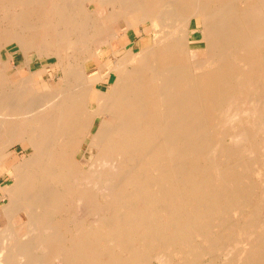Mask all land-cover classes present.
Masks as SVG:
<instances>
[{
	"label": "bare ground",
	"instance_id": "1",
	"mask_svg": "<svg viewBox=\"0 0 264 264\" xmlns=\"http://www.w3.org/2000/svg\"><path fill=\"white\" fill-rule=\"evenodd\" d=\"M1 177L0 264H264V0H0Z\"/></svg>",
	"mask_w": 264,
	"mask_h": 264
},
{
	"label": "rangeland",
	"instance_id": "2",
	"mask_svg": "<svg viewBox=\"0 0 264 264\" xmlns=\"http://www.w3.org/2000/svg\"><path fill=\"white\" fill-rule=\"evenodd\" d=\"M194 28H198L197 26H196V24H194ZM65 34V35H64ZM137 34V35H136ZM61 35L63 36V37H66L67 36V32L66 33H64V32H62L61 34H60V37H61ZM130 36V37H129ZM150 37V38H149ZM196 37L197 38H200V34L199 33H197L196 34ZM123 39V38H122ZM151 40H152V34L151 33H149V32H147V33H145L143 36H139L138 35V33H137V31H135V30H131L129 33H128V36H124V39L122 40V43L123 44H125L127 47H130V46H132V47H134L133 49L136 51H139L140 49H142L143 47H145V46H148L149 44H150V42H151ZM139 43H141V45L139 44ZM132 44V45H131ZM130 45V46H129ZM136 45V46H135ZM11 47V46H10ZM11 50V52L14 54V57H15V60H14V62L13 63H8L7 65H6V68H7V70H8V72H9V77H10V80H11V82L15 85V84H17L20 80H21V78H26L27 76H29L30 75V73L31 72H33V74L35 75V80H36V88H38L39 90H41V83L39 82L40 80H41V78H42V76L41 75H38V72L42 69L43 71H44V78L46 77L47 78V80H49L50 78H53V76H54V73H55V67H53V65H51L52 63H53V61H54V59H48V58H46V57H44V58H38L37 56H36V53H32L31 55H30V58L32 59L31 60V62H30V66H31V71H30V69L29 68H27V65H26V60H25V56H24V53H22V51H19V50H13L12 48L10 49ZM16 53V54H15ZM22 53V54H21ZM3 54H4V58L5 59H7V57H8V54H7V51H3ZM16 55V56H15ZM24 65V66H23ZM48 66V67H47ZM43 67H46L47 69H43ZM36 72V73H35ZM46 73V74H45ZM53 75V76H52ZM38 78V79H37ZM106 85H103V88H106L105 87ZM43 89V88H42ZM30 96L31 95H33V93H30L29 94ZM29 96V97H30ZM26 98L28 97V95H26L25 96ZM24 97V98H25ZM15 152H16V150H17V154L18 155H14L15 156V159H14V161H13V164L14 163H16V162H18L19 160H20V157H22L23 156V150H22V148H21V146L20 145H18V146H16V148H14L13 149ZM22 155V156H21ZM113 167V169L111 168V173H112V170H113V172H115V170H117V168L115 167L114 168V166L115 165H112ZM115 169V170H114ZM111 173H110V177H111ZM115 173H117V172H115ZM114 173V174H115ZM113 173H112V176H113V178L115 177V175H114ZM213 176L215 175V172H213V174H212ZM108 175H106V177H107ZM117 176V175H116ZM118 177V176H117ZM120 179V178H119ZM114 181H115V179H114ZM0 184H11V180H6V181H4V178L3 177H1L0 178ZM256 190V195L257 196H260L259 195V193H261V191H260V185L257 187V189H255ZM259 190V191H258ZM3 204H4V202H1L0 201V207H2L3 206ZM78 212H79V210H77ZM76 212V211H75ZM74 212V216H73V221H75V223H77L78 221H79V217L81 216L80 215V213L82 214V212H79V213H75ZM95 217V216H94ZM94 217H90L91 218V220L89 221L88 219V224H90L91 223V221L93 220V221H95V218ZM77 218V219H76ZM78 220V221H77ZM77 221V222H76ZM92 221V222H93ZM153 264H158V262H154Z\"/></svg>",
	"mask_w": 264,
	"mask_h": 264
}]
</instances>
